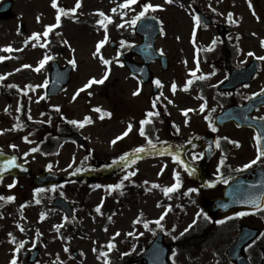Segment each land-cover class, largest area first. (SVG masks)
Here are the masks:
<instances>
[{
	"label": "rangeland",
	"instance_id": "obj_1",
	"mask_svg": "<svg viewBox=\"0 0 264 264\" xmlns=\"http://www.w3.org/2000/svg\"><path fill=\"white\" fill-rule=\"evenodd\" d=\"M4 1L6 0H0V4ZM12 1L14 4L11 17L0 16V56L7 57L0 60V75L5 77L0 81V152L17 153L21 161L31 165L36 174L51 170L70 177L84 170L89 164L98 168L136 147L145 146V139L139 135L138 120L149 107L153 95L152 85L134 77L120 62L117 48L113 49L111 44L116 42L120 47L118 43L127 42L131 45L141 41L135 33V24L131 21L149 0H137L127 8L120 7L124 0H81L77 11L74 14L61 15L59 26L52 29L46 37L43 33L48 25L56 23L58 14V8L53 6L52 0ZM150 2L161 5L160 8L152 10L163 26L157 48L167 55L170 63L167 70H162L159 62L151 65L154 82L157 79L161 81L158 95L168 110L167 124L172 121L179 129H183L189 122H201L199 118L204 108L212 104L211 101L209 104L208 101H203L200 89L191 87L188 81L209 80V88L204 91L209 98L214 93L213 86L228 76L230 71L224 66L218 50H213L215 44L212 42L221 41L218 29L215 26H197L192 6L207 9L208 12L215 9L218 20L227 27V41L236 48L231 68H241L253 58L264 56V0H251V6L249 0ZM58 3L60 7L70 9L76 6L77 0H58ZM113 8L117 11L112 12ZM100 11L113 17L112 22L108 23L107 31L103 25L97 23L103 19L99 15ZM125 21L128 23H124ZM119 24L124 26L118 27ZM34 33L41 34L39 40L32 38ZM106 34L108 40L97 52L98 43ZM7 46H11L13 51H7ZM125 48L128 51L122 53L129 52V47ZM250 52H254L255 56L249 55ZM204 53L209 54L205 59ZM46 54L52 59L36 71L39 61ZM101 55L110 60L111 64H104ZM132 58L139 60L137 55ZM73 59L76 64L73 65L71 81L62 93L48 98L46 90L52 61L57 60L61 67H65ZM23 65L31 67H22ZM106 73L107 79L103 83L93 82L84 88L93 77L100 80ZM45 83L46 87H36ZM173 84L177 86L175 91L172 89ZM29 85L32 87H28ZM263 86L264 60L259 76L252 87L244 92L254 93ZM14 88L24 89L28 94L27 120L20 116L21 98ZM43 104L46 109L42 108ZM97 108L110 112L111 115H104L101 111H96ZM52 110L59 112L52 114ZM187 110L192 111L191 115L188 112L185 115ZM63 115L69 120L78 121L91 117V122L84 123L79 129L86 137L90 151L73 141L64 143L59 153L52 156L41 155L37 150L32 151L37 149L40 140L39 134L29 133L32 123L42 125L50 121L55 126L59 120L63 121ZM129 125L132 126L131 131L127 136H122ZM163 126L166 127V124L157 125L160 136ZM118 136L122 138L116 140ZM237 137L247 144L246 131L238 132ZM13 144L17 147L13 148ZM239 156L248 157L244 152ZM172 162L166 156H147L113 176L86 179V182H82L86 187L96 185L93 192L83 197V193L87 191L83 187L75 191V194L66 195L75 206V218L71 221L65 220L67 216L64 211L53 205L54 197L50 188L37 192L38 187L32 179L12 176L4 178L0 183V197L14 196L15 199H0V264H10L14 257L20 260L17 264H107L100 255L110 243L115 244L111 250L109 247L107 249L110 257L124 259L129 233L136 232L140 237L135 241L136 246L127 247L131 253L141 252L155 234L151 230L136 229L134 221L144 222L145 215L158 220L165 212L167 215H164L163 225L168 230L165 233L166 240L172 243L174 237L178 238L189 228L203 207L202 201H194L197 194L193 193L188 211L183 217L180 218L169 210V205L175 206L177 197L191 186L187 180V184L183 180L182 188L177 194L171 192L168 202L163 203L164 189L176 183L174 175L177 170L174 171ZM131 173L135 174L130 175ZM126 175L130 178L129 183L135 184L139 189L138 191L136 188V191L141 194L139 200L130 195L128 202L137 204L133 207L128 206L127 200H122L116 191L109 197L106 194L108 185L120 184L121 181L124 183ZM10 184L13 187H9ZM20 184L24 187L20 188ZM237 223V226L229 228L223 225L211 228L206 231V235L204 231L196 229L198 236L195 237L191 249L189 250L192 241L187 246H181L175 264H230L226 251L231 244V238L237 234L238 227L243 224L264 227V212L253 217H242ZM117 232L119 235H116ZM194 232L192 233L195 234ZM21 242H24L22 248ZM261 246H264V237L252 250L257 254L261 251ZM17 248H20L18 253L15 252ZM34 250H38L39 255L31 263Z\"/></svg>",
	"mask_w": 264,
	"mask_h": 264
},
{
	"label": "flooded vegetation",
	"instance_id": "obj_2",
	"mask_svg": "<svg viewBox=\"0 0 264 264\" xmlns=\"http://www.w3.org/2000/svg\"><path fill=\"white\" fill-rule=\"evenodd\" d=\"M218 86H215L213 96L210 99L212 104L204 111L205 114L199 118L201 122H189L183 129H177V134L168 135L169 144L175 145L178 148L177 153L175 151L171 152V156L176 157L179 155L181 159L183 158L182 160L187 163L189 162L188 164L204 167L206 174L210 176L222 177L234 174V176L219 183L215 188L204 190L200 187L199 183L192 179L185 164L181 163L183 168L181 172L183 173L184 179L188 181V185H192L196 189H199V191L188 193V198H191L193 193L197 194V199L194 201L200 200L203 205H205V202L209 199L223 196L226 188L234 184L235 181L239 179L251 181L253 179V174L256 173L253 168L258 165H264V157H262L261 160L257 161L255 164H251L250 167H244V165H248L252 160L256 159L258 155V146L255 139L256 133L253 129L246 127L239 128L233 122L223 126H216L215 124L217 114L224 107L231 104L241 105L246 102L250 94L244 91L249 89L252 83L237 87V89L230 92L218 91ZM203 100L205 99L203 98ZM255 116L264 118V107L257 109ZM148 130L151 131V127L148 128ZM242 131L247 132L248 139L246 138V145L242 142L243 140L237 139V133ZM151 136L156 138L152 133ZM233 141H238L239 144L237 145L233 143ZM217 142L219 143V147H217ZM241 152L247 154L248 157H240L239 154ZM221 160H223L222 165ZM251 169L252 171L250 173H246ZM225 181L227 182L225 183ZM195 188L191 187V189ZM231 218L232 217L222 221H228ZM260 229L262 234H264V227ZM255 258L257 262L252 261L251 263L260 264L257 255Z\"/></svg>",
	"mask_w": 264,
	"mask_h": 264
},
{
	"label": "water",
	"instance_id": "obj_3",
	"mask_svg": "<svg viewBox=\"0 0 264 264\" xmlns=\"http://www.w3.org/2000/svg\"><path fill=\"white\" fill-rule=\"evenodd\" d=\"M12 7V2L8 1L6 4L0 7V14L3 16H10V10ZM201 17L204 19L205 24L210 23L211 21L205 17V15L200 14ZM148 21L149 26L152 28V32L154 33L153 38L147 43L146 50L143 52V58L145 59V63L143 65H138L131 62H125V64L131 69L133 74L140 75L144 80H149V70L148 64L156 57H159L163 62V67H167V59L160 55L158 52L153 50L152 44L153 39L156 35L160 32L159 30V23L154 18L143 19L140 23ZM140 24V25H141ZM54 70L52 72V80L50 82L49 93L48 96L55 95L62 91L65 84L70 81L71 70L72 66H68L65 69H60L57 62L54 61L53 63ZM258 70V62L254 61L250 64L247 68L241 71H233V79L236 78L238 81L242 80V82H249ZM240 78V79H239ZM264 104V94L259 95L252 100L245 107H240L236 109L238 112H251L255 107ZM236 110L226 109L221 116L230 117V115H235ZM228 121V119H225ZM245 125H253L257 128L256 122L251 119L244 123ZM259 124V123H258ZM72 137L78 140L81 143H84L83 137L79 134H73ZM15 156L16 161L15 165L6 169L0 170V181L3 177L7 175H14V176H22V177H32L35 180V183L38 186H48L54 183H59L63 176L53 174L50 172H43L39 175H33L32 169L30 166L22 164L18 161L17 155H0V169H3V161L11 159V157ZM128 160H124L120 164H114L109 166L105 169H102L94 174L96 176H104L107 173H110L122 163L127 162ZM199 181H202L203 178L198 177ZM264 199V188L260 185H256L252 191L244 193H236V192H229L226 194L224 199L214 200L208 203V211L214 218H222L229 215L232 212L241 210V209H253L260 207L263 204ZM247 200H254L255 203H241V201ZM56 205H60L67 210L69 213L70 218L72 217V206L66 202L64 199L60 198L56 201ZM227 205V207H224ZM259 235V231L252 230L248 227H244L242 230V234L238 241L235 242L233 247L229 250V256L231 260L235 264H249L245 254L243 252L244 247L250 243H252L253 239H256ZM170 248L163 242V237L161 233L157 234V237L153 241L152 245L147 248L142 257L144 258V262L146 264H170L168 261V252ZM36 258V254L34 259ZM264 264V261L262 262Z\"/></svg>",
	"mask_w": 264,
	"mask_h": 264
},
{
	"label": "snow or ice",
	"instance_id": "obj_4",
	"mask_svg": "<svg viewBox=\"0 0 264 264\" xmlns=\"http://www.w3.org/2000/svg\"><path fill=\"white\" fill-rule=\"evenodd\" d=\"M136 2H137V0H124V3H123L122 5H120V7H122V8H127L130 4H133V3H136ZM171 2H172V0H168V3H171ZM52 3H53V6H54V7L58 8V14H57V16H56V23H55V24H52V25H48V26H47V30L43 33V35H44L45 37L48 36L49 32H50L52 29H54V28H56L57 26H59L60 21H61V15L74 14V13L77 11V9L81 6V0H77L76 6L73 7V8H70V9H66V8L60 7V5H59V3H58V0H52ZM249 5L251 6V0H249ZM160 7H161V5H159V4H153V3H151L150 0H149V2H146V3L143 4V6H142V10H141V11L135 16V18L131 21V23H132V24H135L136 21H138V20H140L142 17H144V16L149 12V10H155L156 8H160ZM213 10L215 11V9H213ZM253 10H254V9H253ZM116 11H117L116 8H113V9H112V12H116ZM126 14H127V13H124V15H126ZM99 15H100L101 17H103V19L98 20L97 23L103 25L104 28H105V31H107L108 23L112 22L113 17H112L111 15H106L103 11H100ZM231 20H232V14L230 13V14H229V21L231 22ZM195 22H196V25H197V26L200 25V23H201V16H200L199 14H197V15L195 16ZM124 23H128V21H125ZM123 26H124V24H119V25H118V27H123ZM40 37H41V34H40V33H34L32 38H34V39H36V40H39ZM107 40H108V36H107V34H106V35H105V38H104L103 40L99 41L98 46H97V52L100 51V47H102V46L107 42ZM125 43H127V42H125ZM212 43L215 44V40H214ZM262 43H264V41H262ZM209 50H211V49H209ZM7 51H13V49L11 48V46H7ZM95 54H96V53H94V55H95ZM249 55H251V56H255V53H254V52H250ZM6 58H7V57H2V56H0V60L6 59ZM50 59H52V57H51V56H48V55L46 54V55L43 57V59L39 61V66L36 68V71H39L40 68L43 67L44 64H45L48 60H50ZM101 59H103V63H104V64H106V65H110V64H111V61L108 60V59H104L102 55H101ZM258 59L264 60V56H262V57H258ZM117 62L119 63V61H117ZM69 63L75 65V64H76V61L73 59V60H71ZM22 67H31V65H23ZM17 71H19V69H17ZM209 75H211V73H210ZM4 78H5V77H4L3 75H0V81H3ZM200 78L202 79L203 77H200ZM105 79H107V73H106L105 76H104L102 79H100V80H96V79L93 77L92 80H90L88 84H85V85H84V88L89 87L90 84L93 83V82H94V83H103ZM155 83L159 86V85L161 84V81H160L159 79H157V80L155 81ZM191 83H192V81L189 80V81H188V84L190 85ZM42 86H43V87H46L47 84L45 83L44 85H37L36 87H42ZM17 87H18V86H17ZM28 87H32V86L29 85ZM176 87H177V86H176L175 84L172 85V89H173V91L176 90ZM21 91H24V89H21ZM80 91H83V89H81ZM261 93H264V89H261ZM261 93H253V95H259V94H261ZM76 95L78 96V95H79V92H77ZM73 98L75 99V96H74ZM203 107H204V106L202 105V106H201V110H203ZM96 111H101V109L97 108ZM155 114L158 115L159 113H155ZM105 115H109V116H110L111 113H110V112H105ZM152 115H153L152 112H149V113H148V116H149V117H151ZM185 115H187V111L185 112ZM260 119H264V118H260ZM90 122H91V117H86L84 121H78V120H72V121H70V123H72V124H76V125H80V126H83L84 123H90ZM148 122H149V121H148L147 119L144 120V121H142V123H144V124H147ZM49 123H50V121H49ZM131 127H132V126L129 125L128 129L122 134V136H127L128 133L131 131ZM141 132L143 133V129H141ZM122 136H118V137H116V140L121 139ZM24 139L27 140V137H25ZM255 139H256V141H257V146H258V155H257L256 159H254V160H252V161L250 162V164H248V165H244L245 168L250 167L251 164H255V163H257V161L261 160V158L264 157V147H261V145H264V131H257V133H256V135H255ZM113 143H115V140L113 141ZM233 143H236L237 145L239 144L238 141H233ZM148 144L151 145L153 148H155V145L152 143L151 138H149V140H148ZM12 147L15 148V147H17V146L13 144ZM217 147H219V143H218V142H217ZM36 150H37V149H35V148L32 149V151H36ZM134 151H135V152H144L145 149H144L143 147H140V148L135 149ZM128 155H129V154L126 153L124 156H121L119 159H120V160H125V159H127ZM196 158H199V157H196ZM176 159H177L178 161H180V163L184 164V161L180 158L179 155L176 156ZM15 161H16V157H15V156L11 157V159H9V160H5V161H3V169H0V170H6V169H8V168L14 166V165H15ZM222 164H223V160H221V165H222ZM50 167H51V165H49V168H50ZM185 167L188 168L189 166H188L187 164H185ZM78 171H79V169H78ZM190 171H194V169H190ZM134 174H135V173H131L130 175H134ZM175 175H176V183L173 184V185L170 186V187H166V188L164 189L165 194L171 193V192L175 191L178 187H180V185H181L180 173L177 172ZM124 179H128V176L126 175V176L124 177ZM226 182H227V181H225V183H226ZM9 187H13V185L10 184ZM53 187H55V186H53ZM108 187H109V188H122V187H123V181H121L120 184H116V185H108ZM36 191L39 192L40 189H37ZM193 191H199V189H189V190H188L189 193H191V192H193ZM0 199H7V200L11 201V200H14L15 197H14V196L0 197ZM241 203H255V201H254V200H247V201H241ZM224 207H227V205H224ZM99 210H100V208H99V206H98V207H97V211H99ZM169 210H171V205H169ZM244 214H245L244 212H237V213H236L237 216H242V215H244ZM164 215H167V212H165V213H164V214H163V215H162V216L156 221V224L160 225V227H163V225L160 224V220H162V219L164 218ZM199 215H200V214L198 213V214H197V217H198V218H199ZM203 215H204L206 218L211 219V217H208V214H207V213H203ZM65 220H67V217H65ZM195 222H196V221H193V223H195ZM223 222H224V221H220V223H223ZM147 226H148L147 223H145V227H147ZM189 228H191V225H189ZM23 230H24V229H23V226H21V231H23ZM185 231H188V229H185ZM131 234H132V233H129V235H131ZM9 235L11 236V233H10ZM116 235H119V233L117 232ZM181 235H183V233H181ZM262 235H264V234H262ZM176 238H177V237H174V239H176ZM255 242H256L255 239H253L252 244H254ZM13 243H15V237H13ZM252 244H250L249 247H252ZM23 246H24V242H21L20 247L22 248ZM108 247H109V249L111 250L112 248L115 247V244H114V243H110V244L108 245ZM19 251H20V248L15 249V252L18 253ZM103 255H104V256H107V252L103 253ZM126 255H127V253H126ZM10 264H17V259L14 257V258L11 260Z\"/></svg>",
	"mask_w": 264,
	"mask_h": 264
},
{
	"label": "trees",
	"instance_id": "obj_5",
	"mask_svg": "<svg viewBox=\"0 0 264 264\" xmlns=\"http://www.w3.org/2000/svg\"><path fill=\"white\" fill-rule=\"evenodd\" d=\"M161 107V106H160ZM162 109V108H161ZM26 111V103L24 104V107L22 108V113H25ZM50 126H43V127H37V129H39L41 132L43 133V138L41 139V145H40V151H42L43 153H56L60 147V145L62 144V137L58 136L60 134H56V133H52L50 130ZM46 129V131H45ZM36 131V129H35ZM38 132V131H36ZM69 134H67L68 136ZM62 136L64 137L65 135L62 134ZM66 136V137H67ZM193 237H191L190 240H192ZM193 244V243H191Z\"/></svg>",
	"mask_w": 264,
	"mask_h": 264
}]
</instances>
